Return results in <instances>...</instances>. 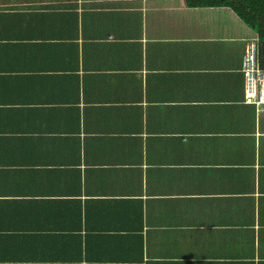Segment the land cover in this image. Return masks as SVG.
<instances>
[{
  "label": "crops",
  "instance_id": "0c3cea01",
  "mask_svg": "<svg viewBox=\"0 0 264 264\" xmlns=\"http://www.w3.org/2000/svg\"><path fill=\"white\" fill-rule=\"evenodd\" d=\"M254 33L184 0H0V264H264Z\"/></svg>",
  "mask_w": 264,
  "mask_h": 264
},
{
  "label": "trees",
  "instance_id": "16d2710c",
  "mask_svg": "<svg viewBox=\"0 0 264 264\" xmlns=\"http://www.w3.org/2000/svg\"><path fill=\"white\" fill-rule=\"evenodd\" d=\"M184 2L191 7L227 6L231 8L258 37L260 65L264 67V0H184Z\"/></svg>",
  "mask_w": 264,
  "mask_h": 264
},
{
  "label": "built area",
  "instance_id": "2783aa9c",
  "mask_svg": "<svg viewBox=\"0 0 264 264\" xmlns=\"http://www.w3.org/2000/svg\"><path fill=\"white\" fill-rule=\"evenodd\" d=\"M258 37L251 35L244 44L241 71L244 75V102L257 108L264 105V67L259 62Z\"/></svg>",
  "mask_w": 264,
  "mask_h": 264
},
{
  "label": "rangeland",
  "instance_id": "374dc122",
  "mask_svg": "<svg viewBox=\"0 0 264 264\" xmlns=\"http://www.w3.org/2000/svg\"><path fill=\"white\" fill-rule=\"evenodd\" d=\"M252 35H254V34H252ZM248 37H250V36H248Z\"/></svg>",
  "mask_w": 264,
  "mask_h": 264
},
{
  "label": "clouds",
  "instance_id": "9594fccd",
  "mask_svg": "<svg viewBox=\"0 0 264 264\" xmlns=\"http://www.w3.org/2000/svg\"><path fill=\"white\" fill-rule=\"evenodd\" d=\"M254 35H256V34L254 33Z\"/></svg>",
  "mask_w": 264,
  "mask_h": 264
}]
</instances>
